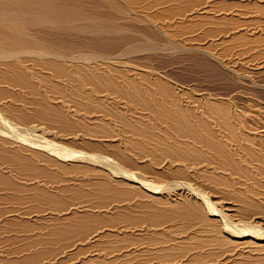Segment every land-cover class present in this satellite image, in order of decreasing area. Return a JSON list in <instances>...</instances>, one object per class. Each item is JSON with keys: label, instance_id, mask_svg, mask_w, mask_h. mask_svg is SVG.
Masks as SVG:
<instances>
[{"label": "bare ground", "instance_id": "bare-ground-1", "mask_svg": "<svg viewBox=\"0 0 264 264\" xmlns=\"http://www.w3.org/2000/svg\"><path fill=\"white\" fill-rule=\"evenodd\" d=\"M23 3L28 5L32 1L23 0ZM10 24L12 25V22ZM10 24L0 20V26L6 30V34L0 37V186L15 192L27 187L32 190V196L39 199L38 203L51 204L57 208L67 204L65 199L59 197L62 192L80 193L81 188L76 185L90 181L87 177L74 180L75 174L93 172L90 174L94 179L91 183V193L98 195L100 203L97 206H86L85 209L74 205L62 214L51 209L50 214L63 221L58 227L45 225L40 222L41 220L29 218L28 214L5 208L0 210V225L19 223L21 231L27 234L75 236L79 232L78 228L86 223V227L97 226L103 221L114 222L118 218L137 222V219L130 215V211L136 206H146L145 201L141 200L146 198L147 201L151 200L165 206L161 210L154 208L151 213L144 214L143 220L149 227L157 226L160 222H171L172 218L179 216L185 221L186 219L196 221L194 224H198L201 229L198 230L202 233L197 234L196 227L190 232L191 230L188 229L191 226L185 223L190 226L185 227L189 234L176 240L170 233L162 230L163 228H153V232H158L154 238L159 239L152 240L159 246L154 249L155 259H164L167 263L177 260L178 264H204L221 257L219 258L221 261L217 264H228V259L231 263L238 260L245 261L248 256L253 254L259 256L258 254L264 251V229L258 225L252 226L251 229L247 224H242L245 230L237 231L235 225L228 222L229 217L232 216L229 212L251 214L252 221L257 223L256 220H264V198L259 197V193L257 195L255 190L248 192L246 189L248 192L246 193L245 188L234 189L235 186L233 187L231 181L223 174L226 172L230 175L236 174L245 180L253 179L248 166L243 165L244 163L242 164L235 157V153L229 150L227 140L234 142L237 140V134L235 124L232 123L233 120L230 121L224 105L206 101L202 106L203 112H196L187 108L188 106L185 107L183 99L180 100V97L172 91L170 84L163 80L152 82V79L150 81V78H146L147 74L146 79L140 78L145 81L141 82L138 78H131L123 74L124 72H119L122 69H119L116 75L100 71L95 62L99 61L106 65V60L94 59L92 65L89 59L76 60L74 58L76 55H71L74 59L62 57L54 53L55 47L52 51L48 45L29 36L22 28ZM178 32L173 29L167 31L169 36L178 35ZM229 40L231 41V38ZM115 68L112 71H116ZM15 88L26 91L33 99L36 96L40 99V103H36L34 117L54 115L65 128H72L77 124L72 120L71 114L65 113L61 106L51 102L49 95L58 94L74 103L76 110L73 116L77 118L78 126L81 128L84 145L99 148L101 152L92 154L80 150L63 151L55 144L37 141L31 128L22 127V124L19 125L6 117L10 107L3 98L6 96L12 99L18 98L19 91H12ZM196 99H193L194 102L198 100ZM14 118L18 122H23L26 121L27 116L15 113ZM209 118L217 120V128L214 125L212 127ZM241 149L250 158L261 163L258 165V174L264 175V156L247 146H242ZM24 151L29 155L21 153ZM38 160L42 164L37 163ZM135 168H141L154 176L175 179L154 183L133 172L132 169ZM5 171L11 172L15 177L25 176L23 179L28 184L18 185ZM65 175L68 176L62 179ZM109 179L118 181L117 183L122 182L127 188L113 187ZM193 183L199 185H196L199 188L203 187V190L206 188L207 192L213 195H218L222 203L224 201L227 203L215 208V204L213 206L209 203L210 199L207 200L208 195V198L198 196L206 189L202 191L203 193L199 189L200 193H197ZM254 184L261 186L256 179ZM48 185H56V187L54 189ZM81 192L86 194L82 189ZM107 193L121 201L106 203ZM195 193L198 194V199L188 197V194L195 196ZM132 196H137L138 200L130 202ZM109 199L111 197H108ZM122 205L124 210L120 213L118 209ZM79 211L84 214H77ZM75 214L77 217L69 221V217ZM38 217L43 216L39 214L34 218ZM75 222L78 225L73 224ZM106 226L107 228L92 229L83 237L73 240V243L77 242L74 246L98 242L104 232L111 227ZM185 232L184 230L183 234ZM34 243H37L36 240ZM261 258L264 260V255Z\"/></svg>", "mask_w": 264, "mask_h": 264}, {"label": "rangeland", "instance_id": "rangeland-1", "mask_svg": "<svg viewBox=\"0 0 264 264\" xmlns=\"http://www.w3.org/2000/svg\"><path fill=\"white\" fill-rule=\"evenodd\" d=\"M30 1L32 3L26 5L23 0H0V20L7 24L12 22L11 26L22 28L29 36L35 37L40 42L48 45L52 51L55 47L54 53L62 57L75 58L76 60L89 59L92 65L94 64V59L106 60V65L99 61L95 62L100 71L116 75L118 70L122 69L119 72L122 71L124 72L123 74L131 78H138L139 81L141 80L140 78L144 79L147 74L146 78H150V81L152 79V82L158 79L163 80L170 84L172 91L180 97V100L183 99L182 102L183 104L185 102V107L188 106L187 108L196 112H203L204 107L202 106L206 101L207 103L217 102L224 105L230 121L232 122L233 120L232 123L235 124V132L237 134V140L234 142L227 140L229 150L235 153V157L242 164L244 163L243 165L248 166L253 179L245 180V178L236 176V174L230 175L229 173L226 174V172L223 174L231 181L233 187L235 186L234 189L245 188L244 190L246 191L247 189L248 192L255 190L257 195L259 193V197L264 198V175L258 174V165H261V163L250 158L241 149L242 146H247L264 156V132L262 133L264 131V3H261L264 0ZM207 9L210 11L208 12ZM18 15H21V17ZM23 21L24 23L22 24ZM2 27L0 26V28ZM171 29L178 30V35L169 36L167 31ZM4 33L6 34V30L2 28L0 30L1 38L5 35ZM192 34H194V37ZM236 34H239V36ZM200 35L201 37H198ZM189 36L190 38L188 39ZM256 40L257 42H255ZM96 56L98 57L96 58ZM107 65L108 67H106ZM113 67L117 72L112 71L114 70ZM143 73L146 75L144 74V76ZM142 75L143 77H141ZM141 82L145 81L141 80ZM12 91H19V96L15 99L7 96L3 98L6 105L10 107L6 112V117L19 125L22 124V127L31 128L37 141L55 144L63 151L80 150L92 154L101 152L99 148L84 145L81 128L78 126L77 118L73 116L76 110L74 103L63 96L60 97L58 94L49 95L51 102L61 106L65 113L71 114L72 120L77 124L72 128H65L63 123L59 122L54 115H47L42 118L34 117L33 113L37 107L36 103H40V99L37 96L33 99L29 93L17 88ZM193 99L197 101L195 100L196 102H194ZM15 113L26 115V121L18 122L14 118ZM209 121L212 127L214 125L217 128L216 119L209 118ZM21 153L29 155L25 151ZM37 163L42 164L40 160ZM132 171L138 175L140 174L145 180L154 183L175 179L172 177L162 178L154 176L141 168H135ZM5 172L18 185L25 186L28 184L23 179L25 176L17 175L15 177L12 176L11 172ZM92 173H76L74 180L90 178V181H83L76 185L86 194H83L81 189L80 193L77 194L64 191L59 197L65 199L67 204L57 208H54L51 204L41 202L39 204V199L33 197L32 190L27 187L15 192L0 186V210H5V208L13 209L17 213L28 214L31 219L41 220L40 222L45 225L49 224L58 227V225H62L60 223H63V221L56 219V216L53 217L50 214L52 212L51 209L56 210V213L62 214L66 213L67 209L74 205L80 209H85L86 206H97L100 203L98 195L91 193V183L94 180L90 176ZM67 176H62V179ZM254 179L258 180L261 186L254 184ZM109 181L113 187L127 188L126 184L122 182L117 183L118 181L113 179H109ZM193 184L197 193H200V191L204 192L206 189L204 188L203 190L202 186V188L197 187L199 185L196 183ZM48 186L54 189L56 187V185ZM247 191L246 193H248ZM205 192H207V189ZM260 192H262L261 195ZM207 193L205 196L201 193L200 195L195 193V196L188 194V197L198 199V196L200 198L201 195V198H208L209 196L207 200L210 199L209 203L213 206L215 204V208L227 203L226 201L222 203V199L218 198V195ZM105 197L107 198L105 200L106 203L121 201L112 197L109 193L105 194ZM108 197H111V199L108 200ZM136 200H138L137 196L130 198V202H136ZM141 200H144V204L148 207L136 206L130 211V215L137 219V222L118 218L114 222L103 221L97 226L86 227V223V225L83 224L78 228L77 231L79 232L75 236L69 234L52 236L46 233L27 234L21 231L19 223L0 225V264H152L155 261L154 264H178L177 260L167 263L164 259L154 258V249L159 246L152 241L158 239L154 238L158 232L155 233L152 229L163 228L162 230L167 231L166 233H170L172 238L177 240V238L186 237L190 230V232H193V227H196L195 232L198 231L197 234H202L200 227H198L197 223L194 224L196 221H191V219H186L185 221L184 218L182 219L179 216L177 218L174 217L175 219L172 218L173 221L171 219V222H160L157 226L149 227L143 220L144 214L151 213L154 208L161 210L165 206L158 202H151V200L147 201L146 198ZM118 210L121 213L124 210V205ZM48 211L49 213H47ZM229 213L232 216L229 217L228 222L235 225L234 227L237 231L245 230L242 224H247V227L251 229L253 228L252 226L256 225L264 229V220H256L258 223L253 222L252 217H250L251 214ZM39 214L43 217L34 218ZM77 214L84 213L79 211ZM77 214L71 215L68 220L72 221L74 217H77ZM185 223L191 226H189V231L185 229L186 226L189 228ZM73 224L78 225L77 222ZM106 225L111 227L104 232L98 242H87L74 246L77 242L73 243V240L83 237L92 229H97L98 227L107 228ZM183 229L186 231L185 234H183ZM162 230L158 229V231ZM32 235L34 236L33 238ZM35 240L37 243H34ZM258 255L253 254L248 256L245 261L238 260L232 263L228 259V264H264V260L261 258L264 255V251H261ZM219 258L221 257L204 264H217L221 261Z\"/></svg>", "mask_w": 264, "mask_h": 264}]
</instances>
